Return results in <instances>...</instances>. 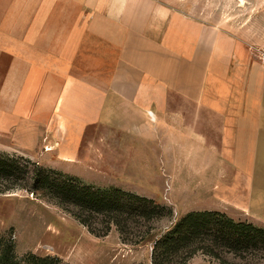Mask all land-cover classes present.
<instances>
[{"label":"crops","instance_id":"crops-1","mask_svg":"<svg viewBox=\"0 0 264 264\" xmlns=\"http://www.w3.org/2000/svg\"><path fill=\"white\" fill-rule=\"evenodd\" d=\"M91 1L39 0L33 7L15 0L12 8L0 7V16H16L7 27L0 22V38L6 30L18 31V47L32 57L16 62L26 72L15 75L13 66L4 78L10 83L26 79L28 86L19 79L14 89L0 86V96L20 95L14 110L23 111L8 128L15 145L33 150L41 143L39 107L59 116L70 127L68 133H78L70 135L76 136L70 139L76 146L61 144L57 151L63 161L75 160L82 132L110 125L107 104L118 100L127 110L116 125L124 127L129 143L123 166L127 189L172 206L179 216L205 210L228 213V208L245 213L256 203L247 179L254 171L262 120L260 65L253 66L233 38L179 12H168L154 39L144 32L147 23L133 21L139 10L132 0H120L118 6L116 0ZM37 61L48 65L39 68ZM22 87L29 98H21ZM9 103L10 98H0L3 110ZM6 124L0 125L3 133ZM154 125L162 128L160 145L167 151L157 155L166 159L157 188L147 166L140 168L136 161L143 158L144 146L134 140ZM44 139L46 145L48 136ZM151 183L155 190L147 191L145 185Z\"/></svg>","mask_w":264,"mask_h":264},{"label":"rangeland","instance_id":"rangeland-1","mask_svg":"<svg viewBox=\"0 0 264 264\" xmlns=\"http://www.w3.org/2000/svg\"><path fill=\"white\" fill-rule=\"evenodd\" d=\"M38 2L39 0H30V3L29 0H21V6L35 7ZM118 2L120 0H116L115 6ZM132 4L134 9L139 10L134 13L133 21L147 23L149 30L144 32L150 37L156 39L160 36L161 24L167 22L168 12H179L197 23L212 26L222 34L233 38L239 46L238 51L248 57L253 66L254 62L258 63L260 67L257 68L264 75V0H132ZM15 5V0H0V7L4 9L12 8ZM15 18L16 16L13 14H5L0 16V22H4L7 27L13 20L15 21ZM17 32L6 30V37L0 38V50L4 48L5 51L0 52L1 87L7 84L14 89V86L17 87L20 81L24 82V85L26 84L25 87L28 86L26 79L15 78L12 83L6 82L4 79L8 71L14 70L13 66L16 68L13 72L15 75L26 72L27 70L19 68L20 63L16 62L32 58L28 55L27 49L23 52V49L18 47L21 41L17 38ZM105 33L108 32H101L102 35ZM9 50H13L14 53ZM41 50L43 51V48ZM17 53L18 55H16ZM37 55L39 57L38 53ZM35 64L42 69L48 65L39 61ZM31 65L34 66L33 60ZM38 71L36 72L40 75L41 72ZM25 87H22L24 89H22L21 98H29L28 89ZM16 96L12 93L0 96L5 100L10 98V103L6 104L5 110L2 109L4 105L0 104V125L8 124L4 127L7 130H4L6 131L4 133L1 132L3 129L0 127V153L29 158L41 166L75 176L85 184L94 187L120 188L140 195L137 191L127 189L128 184L123 173L124 153L127 151L129 143L125 140L124 127L116 126L123 122L127 112L124 110L122 102L114 100L113 103L107 104L109 107L107 113L110 115L107 123L110 125L86 127V130L82 132L83 137L79 145L78 158L66 162L59 157L57 151L60 150L61 144L66 149L76 146L70 140L76 136L70 137V135H78V133L75 131L72 134L68 133V130L71 131L70 127L59 116L39 110V107L37 113L44 125L41 143L33 150L20 149L15 145L8 128H12L10 123L18 121V111H23V109L14 110L17 109L15 103L20 95ZM32 118L36 119L34 116ZM261 119L254 171L251 180L247 179L248 182H252V195L256 203L247 208L245 213L233 208H228V213H223L235 221H248L264 228V100ZM46 135L48 143L45 145L44 137ZM133 135H136V132H133ZM162 135V128L154 125V127L150 126L143 130L142 139L134 137L140 147H142L141 144L144 146L140 151L143 158L136 159V161L140 168L147 166L148 172L150 171L149 178L153 179L156 188L162 178L161 168L166 167V159L162 162V159L158 157H161L162 151L167 153L166 148L160 145L164 139ZM183 144L187 146L186 143ZM138 145L136 149L139 148ZM94 166L102 168L96 170ZM155 187L152 186V183L150 186L145 185L147 191L151 189L153 191ZM165 206L172 208V217H164L155 222L154 231L144 242L129 244L121 241L114 226L111 227L107 235L94 236L70 213L59 206L39 199L29 192L14 190L0 193V236L13 238L15 252L18 256L26 252L42 256L54 255L59 257L63 263L69 264H151L152 239L167 230L180 217L172 206ZM222 257L227 262L226 264H243L263 260L261 253L253 251L241 253L238 256L223 251ZM186 264L222 263L218 259L198 251L188 259Z\"/></svg>","mask_w":264,"mask_h":264},{"label":"trees","instance_id":"trees-1","mask_svg":"<svg viewBox=\"0 0 264 264\" xmlns=\"http://www.w3.org/2000/svg\"><path fill=\"white\" fill-rule=\"evenodd\" d=\"M23 190L67 211L87 231L101 237L114 226L123 243L140 244L154 231V223L171 218L173 210L156 200L120 188H99L75 176L39 165L29 158L0 153V193ZM227 262L253 251L264 264V228L235 221L220 211H190L152 239L151 264H186L196 252ZM0 264H69L54 255L26 252L18 256L13 238L0 236ZM139 264V263H137Z\"/></svg>","mask_w":264,"mask_h":264}]
</instances>
